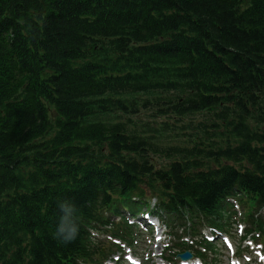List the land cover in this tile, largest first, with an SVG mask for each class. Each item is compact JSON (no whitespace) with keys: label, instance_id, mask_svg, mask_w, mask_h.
<instances>
[{"label":"trees","instance_id":"1","mask_svg":"<svg viewBox=\"0 0 264 264\" xmlns=\"http://www.w3.org/2000/svg\"><path fill=\"white\" fill-rule=\"evenodd\" d=\"M237 193L264 207V0H0V264H100L123 210L196 231Z\"/></svg>","mask_w":264,"mask_h":264},{"label":"rangeland","instance_id":"2","mask_svg":"<svg viewBox=\"0 0 264 264\" xmlns=\"http://www.w3.org/2000/svg\"><path fill=\"white\" fill-rule=\"evenodd\" d=\"M154 206V204H152ZM250 206H253L252 203L250 202ZM240 212L242 213L243 210L240 206ZM151 212V211H150ZM127 218V220H130L131 216L128 215V214H124ZM163 220H165V218H163ZM233 226V223L231 224V228ZM171 233L173 235V232L171 230ZM236 235L234 231L231 232V234ZM139 232L137 231L136 232V243H135V246H134V249L132 250L134 253H136L139 258L143 261V264H163L162 262L156 260V248L158 247L152 240H151V236H146V235H138ZM233 236V235H232ZM95 239L98 240V241H105L104 239H106V237L102 234L100 235H94ZM108 239V238H107ZM172 242H174L173 238L172 237H168L166 238V242H164L162 244L163 247L159 248V249H163L166 248V246H172ZM176 243V242H174ZM234 243H235V246L237 247L239 245V239L235 238L234 236ZM215 255H212V254H206L207 256V263L208 264H230L231 262V259H230V255L229 253H227L224 249V247H222V245L220 244V242H217L216 245H215ZM238 248V247H237ZM239 250L242 251V249L240 248ZM149 253V254H147ZM163 256L164 258L166 259H171V261H175L176 259H174V257H171V254H170V251H163ZM151 261V262H150ZM166 264H170L169 261H167Z\"/></svg>","mask_w":264,"mask_h":264},{"label":"clouds","instance_id":"3","mask_svg":"<svg viewBox=\"0 0 264 264\" xmlns=\"http://www.w3.org/2000/svg\"><path fill=\"white\" fill-rule=\"evenodd\" d=\"M55 202L63 215L59 217L60 223L55 226L52 237L58 243L67 245L73 242L79 234V217L74 215L76 209L73 204L61 201L59 197L55 199Z\"/></svg>","mask_w":264,"mask_h":264},{"label":"water","instance_id":"4","mask_svg":"<svg viewBox=\"0 0 264 264\" xmlns=\"http://www.w3.org/2000/svg\"><path fill=\"white\" fill-rule=\"evenodd\" d=\"M182 260L187 261L190 260L192 258V255L190 253H185L179 256Z\"/></svg>","mask_w":264,"mask_h":264}]
</instances>
